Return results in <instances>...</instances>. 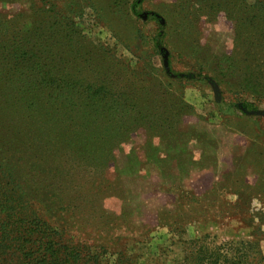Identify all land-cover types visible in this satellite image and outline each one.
<instances>
[{
  "label": "rangeland",
  "instance_id": "1",
  "mask_svg": "<svg viewBox=\"0 0 264 264\" xmlns=\"http://www.w3.org/2000/svg\"><path fill=\"white\" fill-rule=\"evenodd\" d=\"M57 2L83 9L80 26L118 58L133 66L153 63L151 73L134 78L153 87L152 96H164L146 107L152 90L141 92L140 106L123 112L125 120L137 118L129 138L115 144L108 167L86 166L88 174L75 177L63 193L70 207L59 205L52 220L97 254L92 264H191L195 250L245 264L260 258L243 244L251 240L264 256V101L247 91L235 95L213 70L220 55L233 53L231 21L220 14L177 27L184 22L177 0H136L145 8L140 19L127 10L134 0ZM47 3L0 0V11L22 26L41 19L38 10ZM147 13L174 26L159 53L152 46L155 20L146 21ZM123 74L120 85L131 80L132 73ZM168 93L185 104L177 123L150 128L149 120L163 119L172 104ZM236 96L257 109L233 105ZM164 132L171 139H160Z\"/></svg>",
  "mask_w": 264,
  "mask_h": 264
},
{
  "label": "trees",
  "instance_id": "2",
  "mask_svg": "<svg viewBox=\"0 0 264 264\" xmlns=\"http://www.w3.org/2000/svg\"><path fill=\"white\" fill-rule=\"evenodd\" d=\"M46 6L38 10L41 19L22 26L0 11V264L97 262V254L75 242L52 217L59 205L70 207L63 193L75 177L87 175L86 166L108 167L115 144L129 138L137 118L125 120L123 112L140 106L141 92L152 90L146 107L164 96H152L154 88L134 78L142 75L138 71L151 73L155 65L133 66L94 41L80 26L83 9L59 6L57 0ZM175 6L184 11L177 27L220 14L231 21L234 50L228 57L220 55L224 58L213 69L215 77L230 91L237 89L235 95L247 91L264 101V0H177ZM127 10L140 19L145 8L134 0ZM148 19L155 20L152 46L159 53L174 26L149 13ZM169 64L172 69V60ZM129 72L130 83L120 85ZM168 94L172 104L165 106L163 119L149 120L150 128L167 130L177 123L185 104ZM238 97L233 105L257 109L255 102ZM160 139L171 137L164 132ZM263 218L264 213L261 223ZM243 244L260 256L244 263L261 264L258 242ZM190 259L191 264H242L238 257L204 256L197 250Z\"/></svg>",
  "mask_w": 264,
  "mask_h": 264
}]
</instances>
